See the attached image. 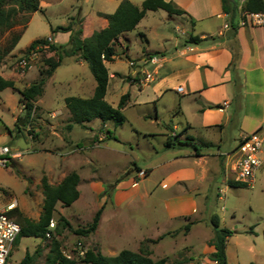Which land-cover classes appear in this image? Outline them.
Returning <instances> with one entry per match:
<instances>
[{
	"label": "crops",
	"instance_id": "0c3cea01",
	"mask_svg": "<svg viewBox=\"0 0 264 264\" xmlns=\"http://www.w3.org/2000/svg\"><path fill=\"white\" fill-rule=\"evenodd\" d=\"M172 1L190 14L196 28L205 21L200 26L203 31L195 35L206 39L199 44H188L185 40L190 35L180 40H176L177 35L174 36L176 38L174 42H166L163 50L156 51L158 63L148 64L152 66L153 78L146 82H152L155 78L153 88L158 94L170 90L182 95L183 100H178L177 105L180 116L185 118L182 124H185L186 128H193L191 122L187 120V108L192 104L197 121H200L203 128L215 127L214 129L223 131L232 125L237 131L235 140L238 141L240 136L257 129L264 122V26L242 24L239 17L236 20L237 28H231L228 16L221 10L220 0ZM84 20L82 37L90 36L107 24L106 19L100 15L98 29L86 27L87 17ZM187 20L191 23L190 18ZM49 37L52 44L65 45L69 42L70 31H55ZM147 54L151 55L152 52L144 50L141 60L147 58ZM233 56L237 59L234 71L230 67ZM72 57L80 66L87 65L83 59ZM108 75L111 79L112 73L108 72ZM0 76L7 79L1 70ZM95 84L89 97L81 98H90ZM179 86L182 88L181 91L176 90ZM40 101L39 97L34 102V107L39 106ZM215 105L220 107H209ZM49 111L51 118L61 114L59 110ZM19 112L12 117L11 122L14 125L21 118L23 112L21 106ZM64 115L65 118L57 122H50L43 117L41 127L42 130L46 129L43 136L57 128L59 132L57 137L62 146L56 148L61 151L60 159L68 160L65 168L55 171L54 177H59L57 183L71 171H75L79 176L77 185L79 197L69 206L79 202L80 185L82 182H88L87 192L93 197L94 206L89 212L87 223L91 221L95 212L102 208L95 231L82 237V241L86 242V249L95 246L102 254L113 256L123 249L139 251L141 245L145 244L150 250L149 256L153 260L164 258V264H214L209 258L215 251V247L210 244L214 235L210 225L212 214L206 217L201 215L197 195L200 181L211 180L214 171L217 169L219 172L218 165L224 174L222 181L227 178L222 154L230 149H221L226 142L222 140L219 143L207 142L217 145L218 164L210 153H202L197 148L193 151L185 149L190 145L194 147L195 142L178 143L177 122L171 127L143 131L131 128L129 138L123 137L121 133L119 137L109 133L107 135L97 133L86 138L83 145H78L74 144L70 134L74 125L70 129L66 127L70 119L68 109ZM152 118L149 115V119ZM154 118L155 120L151 121L157 123V113ZM88 123H84V126L89 127ZM103 124L106 126V122ZM28 126L26 124V128ZM63 127L68 131L65 132ZM133 129L142 132L143 139L148 143L150 157L142 163H138L133 157L134 170H125L112 157L119 153L130 155L124 147L138 136H134ZM43 136L40 135L37 140ZM168 142L170 144H167ZM178 146L185 148L178 152L176 150ZM130 150L132 152V148ZM92 151H96L97 154H93ZM104 152L113 153L110 161L104 158ZM93 159L99 164V172L97 167L91 169L89 166L94 162ZM139 170L145 171V176L137 177ZM135 179H138L136 184ZM140 183H143V188H140ZM63 207L56 206L57 210L60 209L59 213L66 217ZM247 231L244 230L243 233L256 238L259 236L258 231L253 228L251 232ZM230 238L225 249L228 264H246L239 259V255L244 256L243 253L238 255L229 248ZM245 251L254 256L253 252Z\"/></svg>",
	"mask_w": 264,
	"mask_h": 264
},
{
	"label": "rangeland",
	"instance_id": "374dc122",
	"mask_svg": "<svg viewBox=\"0 0 264 264\" xmlns=\"http://www.w3.org/2000/svg\"><path fill=\"white\" fill-rule=\"evenodd\" d=\"M121 1L39 0L41 10L31 14L30 20L13 50L2 55L0 70L7 79L13 80L14 88L0 89V145L9 146L11 153L14 155L11 156L10 163L6 166L0 165V209H4L10 202H15L16 208L24 216L32 220L39 218L43 204L42 178L56 184L59 177H54L55 171L65 168V163L68 164L67 159H60L61 151L56 148V146H62L57 137L59 134L57 128L43 136L46 129L42 130V119L45 117L50 122L64 119L67 109L63 97L75 95H79L80 98L89 97V93L95 84L94 77L87 65L80 66L73 61L72 56H66L54 70L52 76L46 79L43 84V92L39 103L41 108L39 109V106L34 107L33 103V113L24 119L25 111L21 105L19 90L39 78V71L45 68L44 60L52 56L53 52L50 54L46 49L39 51L30 61L31 70L29 68L26 70L19 69L16 66L17 59L25 55L26 49L33 40L49 38L52 32H55L52 29L57 26L71 24L73 30H77L79 25L82 24L81 28L83 27L84 19L87 17L86 27L98 29L100 26L99 15L113 13ZM130 1L140 6L143 0ZM243 1L237 0V18L240 17V8ZM79 17L83 18L81 24L77 22ZM17 19L19 22L22 21V14H19ZM187 19L186 16L169 15L162 9L147 11L133 30L119 36L115 45V58L105 63L107 71L112 73L111 79L108 80L105 100L116 107L120 97L125 93H129V102L123 110L125 121L121 125H115L113 121H107L106 126H104L100 119H93L89 123L86 122L89 127L73 124L70 134L73 137L74 144L83 145L86 138L97 133L103 135L109 133L116 137H119V133H121L123 137L128 136L129 138L131 128L143 131L164 126L171 127L177 122L178 143L195 142L194 147L191 145L186 148L178 146L180 147L176 148L178 152L183 148L191 151L197 148L202 153L213 155L218 164L217 145L207 142L218 141L219 143L222 140L226 143L223 144L221 149L228 150L234 147L237 142L235 140L237 131L234 130L232 125L223 131L216 130L215 127L203 128L199 123L200 121H197L196 111L192 110L191 104L187 108V120L191 122L193 128H186L185 124H182L185 118L180 116L177 105L178 100H183L182 95L167 90L165 93L162 92L163 96H161L162 93L158 94L157 90L153 88L156 82L155 78L152 82L144 80L146 73L152 74V66L148 65L150 63L149 59L141 60L144 50L153 54H147V56H154L157 55L156 51L163 50L166 42H174L176 39L174 36L177 35L176 40H180V38L187 35H195L203 31L200 26L205 21L196 28ZM22 29L23 24L18 23L12 29L0 32V50L8 45L12 32H18ZM130 61L135 63L134 66L129 64ZM20 106L23 109L20 117L23 118L25 124L18 129L11 120L13 115L20 113ZM49 110H59L61 114L58 117L51 118L48 114ZM156 113L158 116L157 123L151 121L155 120L154 115ZM149 115L153 118L149 119ZM17 123L16 121L15 124ZM63 129L65 132L68 131L66 127H63ZM137 131L133 129L134 136H138L131 139L129 144L127 143L124 147V150H128L130 155L119 153L113 156L111 152H104V158L110 161L111 156H113L112 159L116 160L119 166L125 170H134L133 157L136 158L138 163L147 160L150 157V151L147 148L148 143L143 139L142 132ZM40 135L43 137L37 140ZM189 137H192V139H189ZM45 148L52 151L44 150ZM130 148H132V152ZM60 150H63V148H60ZM92 153L97 154L96 151H92ZM89 166L91 169L97 167V172H99V164L95 161ZM218 169L219 172L216 169L211 180L200 181L197 201L201 209V215L206 217L209 214H216L220 219L221 226L236 231L230 238L229 248L238 255L239 253L244 254L243 257L239 255L242 263L259 262L264 264V239L262 236L264 227V167L256 171L254 187L252 188L244 184L241 186L229 185L228 181L232 180L234 175L227 171L225 172L227 178L222 181L224 174L219 165ZM137 180L135 179V184ZM86 186H88V182H82L80 185L81 199L78 203L63 207L64 215L73 227L85 225L88 221L89 212L94 206L93 197L88 194ZM143 186V183H140V188H143ZM56 206L61 208L62 204L57 203ZM57 218V214H54L52 220L55 227ZM55 227L49 238L41 240L37 237L24 236L20 237L18 242L14 240L8 263L15 264L19 262L26 251L33 253L39 246L40 255L36 256L34 264H46L49 246L54 238L60 240L62 252L70 253L71 258L76 259L79 264H86L81 262L84 255L79 254V251L86 246V242L82 241V237L67 229H61L60 234H58ZM250 227L258 231L259 236L257 238L243 233L244 230H249ZM245 250L253 252L254 256L248 254Z\"/></svg>",
	"mask_w": 264,
	"mask_h": 264
},
{
	"label": "trees",
	"instance_id": "16d2710c",
	"mask_svg": "<svg viewBox=\"0 0 264 264\" xmlns=\"http://www.w3.org/2000/svg\"><path fill=\"white\" fill-rule=\"evenodd\" d=\"M221 10L228 16V24L231 28H237L238 16V2L237 0H220ZM162 9L169 15H181L190 18L192 24L194 20L190 14L177 5L172 0H143L140 6L133 4L130 0H122L113 13L100 14L107 21V24L94 31L88 37H82V22L83 18L79 17L77 22L79 25L77 30H73L72 25L57 26L52 31H72L69 42L65 45L56 46L47 41V38H39L33 40L25 51V55L34 48L37 44H47L46 50L52 56L44 60L45 68L39 71V78L30 83L25 88L19 90L25 111L24 119L32 114L33 103L42 95L43 84L54 72V70L62 63V59L66 56H74L83 59L92 73L96 82L93 95L90 98H80L75 96L65 97V105L70 113L69 123L66 125L68 129L73 124H78L85 127L84 123L93 119H100L103 123L113 121L115 125H120L124 122L125 116L122 109L127 106L129 102V93L123 94L116 107H113L105 100L107 91V84L109 80L108 71L105 63L112 61L116 56L115 45L121 34L133 30L139 21L144 17L147 11H154ZM37 10H41L39 0H0V32L12 29L16 24H23V29L18 32H12L8 45L0 50V59L2 55L9 53L16 46L24 29L26 28L31 14ZM241 12H263L264 0H244ZM22 14V21H18V15ZM206 38H200L198 35H190L185 43L199 44ZM56 56V57H54ZM237 59L233 56L230 63L231 70H235ZM7 87L14 88V82L10 79H4L0 76V89ZM210 108L220 107L218 105L209 106ZM20 129L19 122L16 124ZM172 138V137H171ZM167 144H170L168 142ZM79 183V176L75 171H71L64 176V178L57 184H51L46 178H42L41 187L43 194L42 210L37 220H32L22 214L16 208L7 211V214L15 219L20 226V232L17 235L15 242H18L20 237L32 236L45 239L48 224L53 219L54 214H57V225L55 231L60 234L61 229H67L74 234L86 237L93 233L98 225L102 208H99L93 215L91 221L83 226H76L69 222V220L61 215L56 208L58 202L63 206L71 205L78 197L79 191L77 185ZM231 186H241V182L229 180ZM245 185V184H244ZM210 225L214 231L213 238L210 244L215 247V251L209 255V258L214 264H228L225 253L227 241L235 230L220 225V219L216 214L210 216ZM253 227L247 232H251ZM264 239V228H263ZM150 241V240H148ZM60 240L53 238L49 246V254L47 256L46 264H79L74 258H67L63 255L60 249ZM39 247V246H38ZM36 248L33 253L26 251L23 258L15 264H34L36 256L40 255V250ZM150 250L141 245L139 251H131L128 249L121 250L118 254L107 256L102 254L97 247H89L86 249L81 262L86 264H164L165 259L153 260L150 256ZM14 264V263H6ZM246 264H258L255 262H248Z\"/></svg>",
	"mask_w": 264,
	"mask_h": 264
},
{
	"label": "built area",
	"instance_id": "2783aa9c",
	"mask_svg": "<svg viewBox=\"0 0 264 264\" xmlns=\"http://www.w3.org/2000/svg\"><path fill=\"white\" fill-rule=\"evenodd\" d=\"M240 21L242 24H250L251 26H264V11L263 12H241ZM47 41L51 43V38H47ZM48 47L47 44H37L26 55L17 59L16 66L21 70H26L31 67L30 61L36 56L39 51ZM149 59V62L153 64L158 63V56H148L144 60ZM130 65L134 66V62L130 61ZM153 75L146 73L144 80L151 81ZM177 91H181L179 86ZM34 108L32 110V113ZM11 153L9 146L3 144L0 145V165L6 166L10 163ZM223 167L225 172H229L234 175L232 180L241 182L246 186L254 187L256 171L264 167V122L255 130L245 133L237 141L234 148L224 152ZM146 172L139 170L137 177L145 176ZM15 202H10L4 209H0V264L8 263L11 246L20 232L19 224L7 214V211L14 208ZM55 227L54 221L51 219L45 237L49 238ZM86 248L83 247L79 251L80 255H84ZM67 258H71L70 253L62 252Z\"/></svg>",
	"mask_w": 264,
	"mask_h": 264
},
{
	"label": "water",
	"instance_id": "95a60500",
	"mask_svg": "<svg viewBox=\"0 0 264 264\" xmlns=\"http://www.w3.org/2000/svg\"><path fill=\"white\" fill-rule=\"evenodd\" d=\"M23 124H24V123H23V118H20V120H19V125H20V126H23Z\"/></svg>",
	"mask_w": 264,
	"mask_h": 264
}]
</instances>
